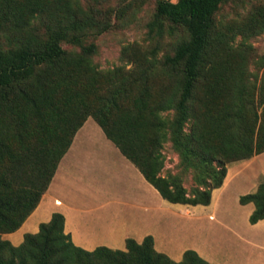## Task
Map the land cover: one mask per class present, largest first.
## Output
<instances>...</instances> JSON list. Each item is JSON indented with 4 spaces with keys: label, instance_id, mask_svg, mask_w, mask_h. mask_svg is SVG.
Segmentation results:
<instances>
[{
    "label": "trees",
    "instance_id": "16d2710c",
    "mask_svg": "<svg viewBox=\"0 0 264 264\" xmlns=\"http://www.w3.org/2000/svg\"><path fill=\"white\" fill-rule=\"evenodd\" d=\"M228 1L158 0L157 19L181 26L187 40L158 69L143 60L133 69L100 71L91 60L96 47L83 43L86 23L77 18L71 0H0V264H208L191 250L174 262L155 251L150 236L141 243L127 239L124 251H85L64 233V217L58 213L17 247L1 235L16 231L36 208L88 118L172 204L209 205L228 164L264 152V79L257 89V114L255 92L235 86L244 80V57L233 54L214 29V15ZM43 15L50 24L40 34L34 23ZM65 42L79 51L65 50ZM217 64L222 71L213 82L225 81L228 91L195 115L188 102L196 83ZM152 78L167 82L157 98L150 90ZM172 109L175 117L167 125L161 112ZM188 122L190 131L183 138ZM168 133L183 151V161L209 171L210 182L198 178L187 191L177 177L160 176L159 149ZM239 203L254 205L250 224L262 220L264 181L254 193L240 196Z\"/></svg>",
    "mask_w": 264,
    "mask_h": 264
},
{
    "label": "crops",
    "instance_id": "0c3cea01",
    "mask_svg": "<svg viewBox=\"0 0 264 264\" xmlns=\"http://www.w3.org/2000/svg\"><path fill=\"white\" fill-rule=\"evenodd\" d=\"M263 181L264 152L228 164L209 205L169 203L88 118L36 208L1 238L17 247L58 213L64 233L85 251H124L127 239L141 243L150 236L155 251L174 262L191 250L208 264H264V218L250 224L254 205L239 203Z\"/></svg>",
    "mask_w": 264,
    "mask_h": 264
},
{
    "label": "rangeland",
    "instance_id": "374dc122",
    "mask_svg": "<svg viewBox=\"0 0 264 264\" xmlns=\"http://www.w3.org/2000/svg\"><path fill=\"white\" fill-rule=\"evenodd\" d=\"M80 21L86 23L81 37L84 44H94L96 52L91 60L97 70H111L116 67L133 69L143 60L145 65L158 69L165 56L173 55L175 47L187 40V33L178 25L162 21L156 17L158 0H71ZM175 2L177 0H169ZM262 14V15H261ZM264 0H232L222 4L214 15V29L224 35V41L233 54L244 57V80L236 83L238 89L245 88L255 92L254 109L260 114L257 89L264 79ZM50 24L46 15L39 17L34 25L40 34ZM62 47L72 53H77V47L62 43ZM222 64H217L215 70L202 77L196 83L191 100L188 102L191 111L200 116L206 112L209 103H218L227 92L226 82L214 77L217 70L222 71ZM179 70V68H178ZM214 77V78H213ZM150 80V90L157 98L165 91L167 82L162 83L156 78ZM213 86V88H210ZM210 92V95H208ZM237 100L239 97L236 95ZM245 103V102H243ZM240 104L242 114L247 117L245 104ZM167 125L175 117V111L161 112ZM258 124V123H257ZM190 131V122L183 128V138ZM183 151L176 145L168 133L165 142L159 149L162 166L160 176L177 177L187 190L196 186V179L210 182L209 171L203 172L197 165L189 166L183 161Z\"/></svg>",
    "mask_w": 264,
    "mask_h": 264
}]
</instances>
